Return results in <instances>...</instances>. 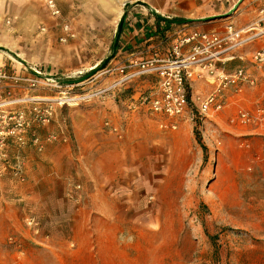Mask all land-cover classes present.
I'll use <instances>...</instances> for the list:
<instances>
[{"label": "rangeland", "instance_id": "1", "mask_svg": "<svg viewBox=\"0 0 264 264\" xmlns=\"http://www.w3.org/2000/svg\"><path fill=\"white\" fill-rule=\"evenodd\" d=\"M207 3L201 19L234 21V6L228 11L232 0ZM130 9L0 0V67L21 79L0 86L5 88L0 128L12 129L14 120L9 119L18 114L25 123V143L0 136V148L42 154L65 147L72 164L78 163L72 166L78 182L70 185L77 204H84L83 192L91 189L87 178H102L98 165L105 157L110 193L107 200L98 201L107 208L96 205L77 215L81 229L66 239L65 262L24 259L18 264H95L87 260L86 251L76 258L75 248L86 250L89 245L92 250L100 241L112 242L113 264H264V133L231 121L239 109L264 102H249L246 94L259 86L264 74L257 70L254 86L230 93L222 110L207 115L199 113L198 104L214 84L195 81L189 113L177 120L176 130L164 129V119L139 101L150 92L148 81L137 79L97 95L113 84L103 72L121 47L122 31L114 48L116 36ZM249 52L244 47L238 54ZM226 63L230 71L243 61ZM204 81L213 88L204 87ZM78 120L83 126L98 125V133L107 136L105 155L79 160L74 137ZM5 165L0 160V176L25 181L21 164Z\"/></svg>", "mask_w": 264, "mask_h": 264}, {"label": "crops", "instance_id": "2", "mask_svg": "<svg viewBox=\"0 0 264 264\" xmlns=\"http://www.w3.org/2000/svg\"><path fill=\"white\" fill-rule=\"evenodd\" d=\"M208 1L211 2V0H59V3L66 6L110 5L116 8L130 6L127 15H123L122 35L118 45L121 47L116 56L119 61L129 51L135 49L136 44L144 42L153 35L165 36L168 34L166 32L176 24L190 30L217 33H224L225 26L229 24H233L236 29L251 27L250 35L255 38L245 48L252 51L264 47V21L260 22V11L264 8V0H243L236 10L234 21L231 17L222 24L216 21H195L185 24L182 23L183 21L174 20V18H184V21L204 18L203 14L209 7ZM224 1L227 3L231 0ZM238 2L232 0L228 11ZM142 5L146 7L141 8ZM116 62L112 61L113 64ZM211 80L213 81V79L205 81L212 82ZM205 81L202 84L205 85L204 87H210L211 90L213 86L207 85ZM3 89L5 88L0 89V101ZM246 94L249 102H253L256 98H264V77H260L257 88L247 91ZM113 114L114 112L109 113L108 116L111 117ZM79 121H76L74 130L79 160L84 162L88 156H95L99 152L105 155L107 136L98 133L102 131L98 125L83 126ZM0 150H3L0 153L3 165L6 163L11 168L21 164L25 174L24 182L0 176V264L8 262L18 264L24 259L36 263L49 258L56 262H65L66 239L71 232L81 229L77 215L86 208L95 209L96 205L107 208L105 202L101 204L98 202L105 201L110 196L105 169L106 158L104 157L102 163L98 165L99 172H103L102 178L94 176L87 178L86 182H90L91 189L83 192L81 199L84 204H77L78 202L71 199L70 185L78 182L72 173V166L78 163L74 161L75 164H72L73 157L69 156L65 147L48 148L42 154L29 148L20 150L15 146H8L7 152L4 148ZM73 195L78 196L77 192H73ZM91 247L92 250L87 245L85 250V247L78 245L75 248L76 258L86 251L89 255L87 260L95 264H113L116 261L112 242L100 241Z\"/></svg>", "mask_w": 264, "mask_h": 264}, {"label": "built area", "instance_id": "3", "mask_svg": "<svg viewBox=\"0 0 264 264\" xmlns=\"http://www.w3.org/2000/svg\"><path fill=\"white\" fill-rule=\"evenodd\" d=\"M260 15L262 22L264 8ZM251 30V27L236 29L229 24L225 26L224 33L203 32L176 24L166 32L167 35H153L136 44V48L121 61L115 57L114 61L117 62L111 63L103 72L113 79V84L97 95L121 88L137 79L148 81L152 87L149 93L141 95V106L164 119L162 128L176 130L177 120L191 109L193 83L213 79L211 83L214 88L200 99L198 111L204 115L219 112L225 107L230 93L241 94L245 87L256 84L257 70L264 74V47L249 52L247 56L238 54L255 38L250 35ZM65 40L66 37H63L62 41ZM234 59L243 63L230 71L226 70V62ZM20 80L9 75L5 68H0V86ZM9 120H14V127L10 130L0 128V136H15L19 144H24L23 115L18 114ZM231 121L249 127L256 134L264 133V102L239 109Z\"/></svg>", "mask_w": 264, "mask_h": 264}, {"label": "water", "instance_id": "4", "mask_svg": "<svg viewBox=\"0 0 264 264\" xmlns=\"http://www.w3.org/2000/svg\"><path fill=\"white\" fill-rule=\"evenodd\" d=\"M241 2H243V0H239V2L235 5V7L233 8V10L231 11L234 12L238 9L239 5L241 4ZM162 18V17H161ZM206 19H200V20H187V21H183L182 23H191V22H195V21H205ZM123 22H124V17L122 18L121 22H120V26H119V29H118V33H117V36H116V41H115V45H114V48H116L117 46V43L119 41V36H120V33H121V30H122V26H123ZM97 71H92L90 75L86 76L85 78L81 79L80 81L86 79V78H89L91 77L92 75H95Z\"/></svg>", "mask_w": 264, "mask_h": 264}, {"label": "trees", "instance_id": "5", "mask_svg": "<svg viewBox=\"0 0 264 264\" xmlns=\"http://www.w3.org/2000/svg\"><path fill=\"white\" fill-rule=\"evenodd\" d=\"M132 96V95H131ZM198 141L201 143L202 141H201V138L200 137H198ZM202 144V143H201ZM203 148H204V150H205V147L203 146Z\"/></svg>", "mask_w": 264, "mask_h": 264}]
</instances>
